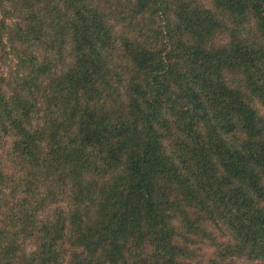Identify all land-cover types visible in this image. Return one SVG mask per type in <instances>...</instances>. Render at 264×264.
<instances>
[{
  "label": "trees",
  "instance_id": "trees-1",
  "mask_svg": "<svg viewBox=\"0 0 264 264\" xmlns=\"http://www.w3.org/2000/svg\"><path fill=\"white\" fill-rule=\"evenodd\" d=\"M0 264H264V0H0Z\"/></svg>",
  "mask_w": 264,
  "mask_h": 264
}]
</instances>
